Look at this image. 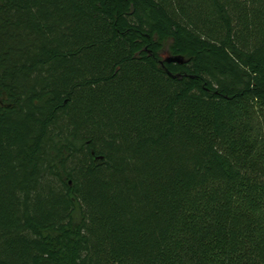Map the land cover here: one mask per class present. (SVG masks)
<instances>
[{
    "label": "trees",
    "instance_id": "1",
    "mask_svg": "<svg viewBox=\"0 0 264 264\" xmlns=\"http://www.w3.org/2000/svg\"><path fill=\"white\" fill-rule=\"evenodd\" d=\"M263 116L264 0H0V264H264Z\"/></svg>",
    "mask_w": 264,
    "mask_h": 264
},
{
    "label": "water",
    "instance_id": "2",
    "mask_svg": "<svg viewBox=\"0 0 264 264\" xmlns=\"http://www.w3.org/2000/svg\"><path fill=\"white\" fill-rule=\"evenodd\" d=\"M175 60H177V61L181 62V60H180V59H175Z\"/></svg>",
    "mask_w": 264,
    "mask_h": 264
},
{
    "label": "rangeland",
    "instance_id": "3",
    "mask_svg": "<svg viewBox=\"0 0 264 264\" xmlns=\"http://www.w3.org/2000/svg\"><path fill=\"white\" fill-rule=\"evenodd\" d=\"M164 56H167V55H164ZM263 118H264V116H263Z\"/></svg>",
    "mask_w": 264,
    "mask_h": 264
}]
</instances>
